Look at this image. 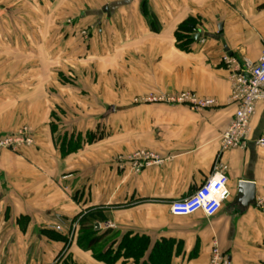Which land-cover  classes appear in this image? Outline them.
Returning <instances> with one entry per match:
<instances>
[{"label": "crops", "instance_id": "1", "mask_svg": "<svg viewBox=\"0 0 264 264\" xmlns=\"http://www.w3.org/2000/svg\"><path fill=\"white\" fill-rule=\"evenodd\" d=\"M65 1L56 11L63 22L58 33L67 40L77 31L71 52L82 59L75 55L57 70L45 59L32 61L30 39L0 46V127L16 113L31 116L37 106L45 117L33 128V146L17 154L0 151V264H56L61 256L71 264H107L77 242L80 220L91 213L99 216L95 229L112 220L116 228L107 231L119 240L146 234L149 251L167 243L170 264H208L214 240L232 264L264 262V212L256 201L242 206L239 193L240 182L249 181L256 199L264 196V148L257 144L264 136V101L245 146L222 155L231 195L219 212H170L172 201L191 195L213 170L237 109L222 56L260 57L264 0ZM72 4L79 6L74 13L67 10ZM188 18L197 23L186 51L176 31ZM73 20L77 28L68 24ZM87 26L85 41L80 31ZM13 29L15 36H32L31 27ZM39 35L46 37L48 29ZM182 91L218 104L195 111L186 104L134 101ZM64 100L71 101L68 113ZM97 127L103 139L86 142ZM139 150L154 152L161 162L133 172L128 158Z\"/></svg>", "mask_w": 264, "mask_h": 264}, {"label": "built area", "instance_id": "2", "mask_svg": "<svg viewBox=\"0 0 264 264\" xmlns=\"http://www.w3.org/2000/svg\"><path fill=\"white\" fill-rule=\"evenodd\" d=\"M85 33L83 31V34ZM222 62L231 81V102L237 105V109L229 126L221 135L220 149L211 174L191 195L171 202L170 212L176 216H187L202 211L206 216L212 217L229 199L231 191L228 165L222 160V155L230 149L245 146L251 133V120L256 113L257 105L264 101V43L261 55L256 61L224 53ZM148 102L186 104L195 111L212 108L218 104L216 98L201 97L193 91L171 95L151 94L137 98V103ZM34 143L33 131L28 126H23L12 134L0 133V149L18 152L24 147L33 146ZM257 144L264 148V136L257 139ZM128 160L133 172H140L146 166L161 162L157 154L147 150L136 151ZM256 205L264 212V196L256 199ZM56 228L62 229L60 225ZM115 228L116 224L112 220L100 223L101 230ZM208 264H232L222 253L217 240L213 241Z\"/></svg>", "mask_w": 264, "mask_h": 264}, {"label": "rangeland", "instance_id": "3", "mask_svg": "<svg viewBox=\"0 0 264 264\" xmlns=\"http://www.w3.org/2000/svg\"><path fill=\"white\" fill-rule=\"evenodd\" d=\"M61 1H63V3H60ZM58 2L60 5H58ZM65 3L69 4L65 0H0V46H5L7 48L17 46L19 47L21 44H23V41L27 42V40L30 39L32 48V61L39 62L40 59H45L48 62H51V64L55 65V69L57 70L63 67L65 63H70L75 55L76 57L74 59H82L79 58L80 56L78 55V57L76 53L73 54L71 52V45L75 44V36L78 34L76 33L77 31L74 32V36H70V38L67 40H63L62 34L58 33V30L60 26H62L63 22L62 19L58 17L59 15L56 13V11L57 9L64 8L65 6H63V4ZM78 8V5L72 4L67 7V10L74 13V11ZM78 23V20H73L68 24H72L74 28H77L75 26ZM19 27H31L32 36L30 38L15 36V30L13 28ZM43 28L48 29V35L46 37L39 35V30ZM89 29L90 27L87 26V28L84 27L80 31V34L85 38V41L87 40ZM33 30H37V33ZM83 31L86 33L83 34ZM61 39L63 41H61ZM57 40L58 42L56 43ZM61 48L62 51L60 50ZM53 49L55 51H52ZM18 56H23V54H18ZM65 73L66 77H68L67 79L69 82H71L73 75L68 69L65 70ZM140 97L142 96L137 98ZM137 98L134 100L135 103H137ZM65 102L66 100H64V110H66L65 105H69L71 101L68 100L66 103ZM41 112V109L39 110V106H37L31 113L32 115L29 117L24 118L23 116H18L16 113L15 116H12L9 119L10 124L0 127V133L3 135L12 134L17 132L23 126H28L33 131V128L36 129V127L42 126L45 123V117L40 116ZM66 112L68 113L67 110ZM0 151H9L14 154L20 152H15L4 148L0 149ZM101 235H104L106 239H109L107 245L110 248H117V243H114L115 240H117V242L119 240V236L117 234H115L113 231L100 230L99 236ZM115 244L116 247L114 246Z\"/></svg>", "mask_w": 264, "mask_h": 264}, {"label": "trees", "instance_id": "4", "mask_svg": "<svg viewBox=\"0 0 264 264\" xmlns=\"http://www.w3.org/2000/svg\"><path fill=\"white\" fill-rule=\"evenodd\" d=\"M196 20L188 18L181 22L176 31L177 42L183 50H189L190 43L193 39V31L196 27ZM55 126V125H54ZM104 133L100 128L87 132L85 141L89 143L97 142L103 139ZM66 139L63 140L65 142ZM98 215L88 214L80 220L81 229L78 237L79 246L85 251H91L94 258L107 264H115L118 260H134L131 264H170L172 251L171 246L167 243L156 242L154 247L149 251L151 238L146 234L127 233L120 240H115L117 248H110L104 235L99 236L100 230L95 229V221L99 220ZM113 243V244H114ZM147 256V259L145 257ZM57 261L56 264H71L68 257ZM61 261V262H60ZM124 264H127L125 263ZM261 264H264L262 262Z\"/></svg>", "mask_w": 264, "mask_h": 264}, {"label": "water", "instance_id": "5", "mask_svg": "<svg viewBox=\"0 0 264 264\" xmlns=\"http://www.w3.org/2000/svg\"><path fill=\"white\" fill-rule=\"evenodd\" d=\"M221 27V25H220ZM200 34L194 35V38L198 39ZM239 193L242 194L243 198L241 200L242 206L247 207L250 204L255 203L256 201V187L253 182L244 181L240 182ZM97 230H100V223L96 224Z\"/></svg>", "mask_w": 264, "mask_h": 264}]
</instances>
